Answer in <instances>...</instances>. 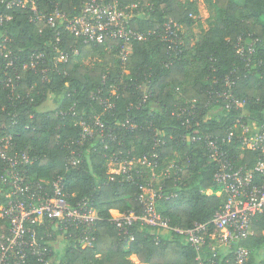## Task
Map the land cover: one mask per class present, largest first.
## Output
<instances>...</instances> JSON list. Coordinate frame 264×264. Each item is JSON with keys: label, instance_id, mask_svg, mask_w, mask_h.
<instances>
[{"label": "trees", "instance_id": "16d2710c", "mask_svg": "<svg viewBox=\"0 0 264 264\" xmlns=\"http://www.w3.org/2000/svg\"><path fill=\"white\" fill-rule=\"evenodd\" d=\"M122 1L139 3L145 14L134 17L132 27L151 33L147 39L131 43L126 67L117 55L116 41L83 44L59 30L60 47L70 55L76 48L79 54L56 66L45 62L47 80H42L39 69L21 70L18 66V78L11 71L7 75L0 71V138L12 134V150L25 151L35 159L21 166L27 180H42L41 185L50 189L51 182L63 176L70 203L87 198L98 215L92 247L74 245L71 237L56 243L59 231L54 223L46 221L37 226V237H42L40 242L47 247L46 259L57 264H137L130 258L134 254L145 264H208L211 259L216 264H234L232 249L236 244L228 251L204 248L199 259L198 251L182 233L139 221L130 227L133 238L127 241L111 222L110 211L139 212L141 190L123 174H110L107 162L113 155L139 158L155 151L159 163L154 176L141 164H135L134 170L139 171L144 183L151 179L164 183L157 201L159 213L170 226L181 230L210 219L225 201L224 194L206 192L217 188L213 179L217 167L203 145L181 140L190 127L183 115L178 116V109L191 111L195 107L194 121L198 125L192 121L193 127L211 135L222 134L237 118L264 122V0H203L209 12L205 20L208 28L195 39V24L201 23L197 0ZM38 3L46 10L58 4L72 16L79 13L83 0ZM26 14L13 12L0 27V38L12 39L9 44L20 62L42 52L51 58L54 31L29 22ZM170 18L181 26L182 53L179 45L174 49L162 39L163 23ZM238 37L245 43L252 41L253 52L239 55ZM166 61L171 62L167 67ZM229 74L235 81L234 92L245 105L216 116L210 112L211 107L205 106L208 91L222 86ZM7 79L12 80L14 88L5 85ZM100 100L114 104L113 108L105 109ZM93 114L101 118L105 133L116 135L115 140L106 136L81 140L76 119H88ZM126 120L138 127L130 130ZM157 139L165 143L155 147ZM72 149L79 153L80 162L66 168ZM256 156V152L246 150L239 164L251 167ZM173 160L182 163V171L172 170L169 177L160 175ZM3 165L0 162V171ZM5 201V193L0 192V204ZM252 228L253 235L242 242L249 250L245 264H258L264 250V215L253 218ZM7 230V221L0 217V236ZM31 264L41 263L34 257Z\"/></svg>", "mask_w": 264, "mask_h": 264}, {"label": "built area", "instance_id": "2783aa9c", "mask_svg": "<svg viewBox=\"0 0 264 264\" xmlns=\"http://www.w3.org/2000/svg\"><path fill=\"white\" fill-rule=\"evenodd\" d=\"M27 13L29 22L37 23L51 28L54 31V54L50 58L42 53L31 54L27 60L20 62V57L15 53L9 42V36L0 38V71L7 75L11 71L18 78V66L21 70L39 69L42 80L48 79V67L46 63L57 65L66 63L72 57L79 54L76 48H72L73 54L60 47L63 33L80 40L83 44H106L108 41H116L117 55L123 67H126L131 54V43L137 40L147 39L150 32L141 31L132 27V19L142 16L143 10L138 2L125 3L122 0H83L79 13L69 16L58 4H54L49 10L41 7L38 0H0V27L9 21L15 11ZM181 26L172 18L163 23L162 39L172 44L174 49L182 53L184 45L181 38ZM237 53L241 56L245 52H253V42L245 43L241 37L237 38ZM171 62L166 61L167 67ZM44 64V65H43ZM125 72L127 69H123ZM223 85L213 87L208 91L205 106L211 107L210 112L216 116L232 110H240L245 105V100L239 98L234 92L235 81L231 74L223 78ZM5 85L13 87L11 79H7ZM14 88V87H13ZM144 91H148L146 88ZM144 95V100L146 98ZM104 103L105 109L113 108L114 104ZM194 104L191 105V108ZM195 108V107H194ZM186 111L180 107L178 116H184V123L190 129L180 136L182 141L201 144L208 152L209 160L215 163L217 169L213 179L216 190L207 189V193L225 195V201L216 209L206 222H194L191 227L181 230L179 227L170 226L169 220L163 217L157 209V201L162 196L164 183L154 182L153 179L143 182L138 170H134L135 164H141L149 168L152 176L159 163L158 153L139 158H122L117 155L109 156L107 169L110 174H123L128 181L136 183L141 190L137 200L141 205L139 212L129 210L127 212L113 213L111 210V222L125 236L127 241L133 236L130 227L139 221L152 227L173 229L182 233L186 241L198 251L197 258L201 259V252L208 248L211 252L221 249H232L234 264H245L249 258V250L242 242L253 235L252 221L257 215H264V122L234 120L222 134L211 135L199 132L198 125L194 121L195 110ZM75 114L74 107L70 108ZM193 119V120H191ZM76 125L81 128V140L87 137L106 136L111 140L116 135L104 132V124L98 114H93L88 119L81 117L76 119ZM125 125L130 130L137 128L136 123L129 120ZM171 138L172 135H169ZM165 143V140L157 139L155 147ZM12 134L8 133L0 138V162L3 168L0 171V192H4L6 201L0 204V217L8 223V232L0 236V264H31V259L41 264H57L46 259L47 247L40 242L42 237H37V226L48 221L54 223L59 231V240L71 237L74 245L81 248L92 247L94 242L93 230L98 219L96 209L91 201L82 198L75 204L70 203V195L65 190L63 176L55 178L50 189L43 187L42 180L32 183L24 175L21 166L32 163L25 151H13ZM107 148V144H105ZM256 152L257 156L251 167L239 164L244 158V152ZM80 162L79 153L74 149L70 151L67 166L76 167ZM180 161L173 160L161 172L163 177H169L171 171H182ZM161 176V177H162ZM215 254V253H214ZM137 263V262H136ZM208 264H216L211 259ZM258 264H264V250L260 252Z\"/></svg>", "mask_w": 264, "mask_h": 264}, {"label": "rangeland", "instance_id": "374dc122", "mask_svg": "<svg viewBox=\"0 0 264 264\" xmlns=\"http://www.w3.org/2000/svg\"><path fill=\"white\" fill-rule=\"evenodd\" d=\"M199 3V10H200V19H201V23L199 25L195 24V28H194V39L197 36V34L203 32L206 28H208V24L205 22V20L207 19V17L209 16V12H208V8H207V4L203 1V0H197ZM86 62H88V60H85ZM60 244H58L59 246ZM132 256V255H131ZM130 256V258L132 259V257ZM138 264V263H137ZM145 264V263H143Z\"/></svg>", "mask_w": 264, "mask_h": 264}, {"label": "crops", "instance_id": "0c3cea01", "mask_svg": "<svg viewBox=\"0 0 264 264\" xmlns=\"http://www.w3.org/2000/svg\"><path fill=\"white\" fill-rule=\"evenodd\" d=\"M198 11H199V17H201V16H200V10H199V3H198ZM200 20H201V19H200ZM113 213H116V211L114 210ZM131 257H132V260H133L134 262H137L138 264H143V263H141V262L138 261V259L136 258V256H135L134 254H132Z\"/></svg>", "mask_w": 264, "mask_h": 264}]
</instances>
